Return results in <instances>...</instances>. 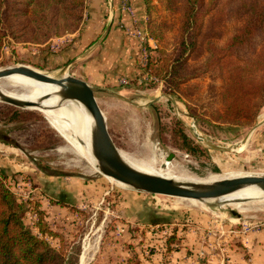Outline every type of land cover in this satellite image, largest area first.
<instances>
[{
  "label": "rangeland",
  "instance_id": "1",
  "mask_svg": "<svg viewBox=\"0 0 264 264\" xmlns=\"http://www.w3.org/2000/svg\"><path fill=\"white\" fill-rule=\"evenodd\" d=\"M144 1L146 18L143 21L139 20L131 0L120 1V10L130 15L133 24L117 22L116 28L124 40L115 39L120 36L117 33L108 43L115 42L112 48L104 46L99 52L100 43L95 45L107 28L95 40L90 38L85 46L81 45L83 31H86L83 28L94 19L88 16L91 0H86L83 22L72 33L53 36L40 45L7 39L0 69L25 65L52 76L79 77L106 90L97 93L96 98L117 147L131 162L151 169L154 174L195 182L264 175V107L255 123L248 127L210 122L209 111L220 110L216 101L218 84L205 77L199 80L203 84L198 95L202 121H196L185 101L171 92L163 78L161 60L171 48L159 44L149 31L151 19L167 17L163 3L161 0ZM106 4L110 7L114 0H106ZM99 24L103 28L104 20ZM234 27L235 24L230 23L227 31L232 33ZM119 40L122 48L117 45ZM125 44L127 50L123 49ZM66 48L70 49H67L68 59L59 61V65L51 64L52 57L62 54ZM101 52L106 55H100ZM100 62L107 68L101 70ZM157 98L159 101L152 103ZM177 121L185 129L178 126ZM191 127L211 144L222 148L237 146L255 127L257 129L244 147L223 151L201 141ZM182 129L197 148L189 151L185 147L178 132ZM69 133L71 138L80 136L74 130ZM84 135L90 136V133L84 132ZM85 138L80 136L78 142L86 151L89 137ZM170 156L172 159L168 160ZM0 174L4 176L5 186L24 206L26 227L40 236L41 228L51 230L56 236L48 233L42 237L67 252L69 264H78L85 249L97 254L100 260L97 259L96 264H180L185 257H176L175 253L182 246V236L178 238L175 233L184 231L187 223L198 224L206 230L201 232V239L212 251L207 255L203 250L194 252L196 256H189L192 260L187 264H234V257L241 264H255L256 257L264 259V250L256 253L251 250L254 241L251 237L264 231V197L243 200L241 208L225 199L191 206L182 199L166 196L144 193L136 198L135 191L101 174L96 161L79 152L37 109H22L0 102ZM62 195L72 201L85 199L90 206H81L85 207V212H78L79 221L76 218L73 222L68 214L53 216V203ZM101 201L104 205L93 215L96 207L91 206ZM109 202L110 209L119 214L118 218L107 213ZM147 210L149 215L172 221L169 230L162 224L143 227L149 221ZM129 219L133 226L125 227ZM122 228L127 232L125 237L119 233Z\"/></svg>",
  "mask_w": 264,
  "mask_h": 264
},
{
  "label": "trees",
  "instance_id": "2",
  "mask_svg": "<svg viewBox=\"0 0 264 264\" xmlns=\"http://www.w3.org/2000/svg\"><path fill=\"white\" fill-rule=\"evenodd\" d=\"M161 2L167 17L151 19L149 31L159 44L171 48L161 60L171 92L185 101L190 115L200 122L198 95L203 84L199 80L209 77L218 84L220 109L209 111V121L254 124L264 107V0ZM85 10L86 0H0V57L9 38L40 45L76 31ZM232 22L235 27L230 33ZM176 124L185 129L180 121ZM183 129L178 132L185 147L197 148ZM23 209L0 174V264H69V254L42 237L56 236L51 230L41 228L40 236L26 227ZM150 218L153 224L172 223L153 214Z\"/></svg>",
  "mask_w": 264,
  "mask_h": 264
},
{
  "label": "water",
  "instance_id": "3",
  "mask_svg": "<svg viewBox=\"0 0 264 264\" xmlns=\"http://www.w3.org/2000/svg\"><path fill=\"white\" fill-rule=\"evenodd\" d=\"M13 75L56 87V96L59 97V103L61 104L75 102L82 105L92 120L89 144L90 153L96 161L97 168L107 178L133 191L200 203L225 199L234 193L251 188H256L264 194V175H245L209 182H190L136 169L123 158L122 152L110 134L107 119L98 104L96 94L106 92V90L94 87L87 81L72 75L52 76L25 65L0 69V79ZM46 99H48V96L36 102H29L0 93V102L22 109L39 108ZM158 101L159 98L152 103ZM152 103H150V106ZM190 129L197 138L212 148L232 151L244 147L257 127L233 148L215 146L197 134L194 128L191 127ZM171 159L172 156L168 158V160Z\"/></svg>",
  "mask_w": 264,
  "mask_h": 264
},
{
  "label": "crops",
  "instance_id": "4",
  "mask_svg": "<svg viewBox=\"0 0 264 264\" xmlns=\"http://www.w3.org/2000/svg\"><path fill=\"white\" fill-rule=\"evenodd\" d=\"M120 1L121 0H114V5H111L109 7L108 6L109 4L108 3H107L108 5L106 4V0H91V3L88 5L89 6L88 7V16L89 17L92 16L94 19L87 22V24L83 28V30H86V31H83V32H85V34L83 35V38L81 39V41L83 40L81 43L82 46H85L88 43L90 38L95 40L97 38V36H99L101 34L102 30H104L105 28H107L106 32L95 43V45L100 43L99 52H100L101 48L104 46H107V47L111 46V48H112V45H115V42H113L112 44H108V43H109V41H111V39H114V36L117 35V33L120 36H117L115 39L120 37V39L124 40V37H122V33H120L121 31L118 28H116V24L118 21H121V22L125 23L127 26H129V25L133 24V19L130 17V15L127 12L120 10V8H119L120 4H121ZM131 3L133 4V6L135 8V11H136V14L138 15V18H140L139 20L143 21L146 18L144 16L145 8H146V1H144V0H131ZM102 6H103V8H100ZM97 7H99V8H97ZM94 20H95L94 24L91 23ZM102 20H104V23H105L103 28H102L101 24H99ZM119 41H118L119 44L117 42V45L122 48V46H121L122 41L121 40H119ZM75 45H76V47L78 46L77 44H75ZM129 45H131V43H129ZM132 47L134 49V46H132ZM70 48H71V46H70ZM67 49L68 48H66V51H64L62 54L53 56L52 58H54V59H52L51 62H53V63H51V64L59 65V61H62V60L66 61L68 59L67 54L69 53V52L67 53ZM123 49L127 50L126 44L123 46ZM68 51H70V49H68ZM101 54H102V56L106 55L105 52H101L100 55ZM133 55L130 56L131 62H133ZM118 59H119V57H118ZM99 66H100L101 70H104L107 68L104 65V63H101V62L99 64ZM87 82L89 83V81H87ZM89 84L91 85V83H89ZM134 193H136V195H135L136 198L137 197L140 198V197H142L141 195H144V193H140V192H136V191ZM57 197H59V198H56V200H55L57 202L53 203V205H54V208L52 210L53 216H60V215L63 216V215L68 214L67 216L72 218L73 222H75L76 218L79 221V214L80 213H78V212H85V210H83V209H85V207L82 208L81 206L87 205L85 199H75L74 201H72L70 199H67L64 195L57 196ZM73 204H75V205H73ZM102 205H104V204H102V201H101L99 203V205L96 204L95 206H91L93 208L96 207V210H93V212L95 211L93 213V215H96L97 211L98 212L100 211V209H101L100 206H102ZM107 205L109 206V208L104 206L109 211L107 213H110L111 217L118 218L119 214L117 215L114 210L110 209V202L107 203ZM146 206H147L146 209L149 210L150 209L149 203H147ZM87 207L89 208L90 206L87 205ZM148 210L146 211V213H147L149 221L147 223H145L143 225V227H147V226L151 227L152 225H160V224H153L151 222V220L149 219V217H150L149 213L150 212H148ZM104 211H105V209H104ZM124 219H126V218H124ZM201 221H202V219L200 220V222ZM125 222H126V223H124L125 227L126 226L127 227L133 226L132 221L130 219L126 220ZM57 223H59V222H57ZM62 223H64V222H62ZM168 224L169 223H164L162 225L167 227V230H169L168 227H170L171 224H169V225ZM193 224H191V223L190 224H188V223L184 224L186 226V229H184V231L179 230L175 233L176 237L178 236V238H179V236L180 237L182 236V238H181V245L182 246L180 247V249H178L176 251L177 253L174 252L175 254H177L176 257H180V258L185 257V259H183V261H181L180 264H187V262L192 260L189 256H196L197 252L200 250L205 251V255L212 253L211 250L207 249V244L203 243V241L201 239V234H202L201 232L206 231V230L205 229L203 230V228H201V226L198 224H194V225ZM193 227H194V229H193ZM187 228H188V230H187ZM189 228H190V230H192V229L193 230L190 231ZM171 230H173V229H171ZM198 230L199 231L202 230V231L199 232ZM56 231H58V230H56ZM187 231L189 233L185 235V233ZM119 233L122 234L124 237L127 235L126 230H124L123 228H122V230H119ZM203 234L205 235L206 233H203ZM251 239L254 240L253 241V249H251L252 251H254L256 253L259 250H264V231H259V232L255 233L251 237ZM182 242H183V244H182ZM194 252H196V254L193 255ZM255 253H254V257H256ZM258 258L259 257H256L257 262H255V264H264V259L258 260ZM97 259H99V258H97L96 253L94 254L93 252H89L87 249H85L79 256L78 264H96ZM233 259L236 260L235 262H233L234 264H236V263L241 264V261L238 260L236 257H234ZM258 261H260V263H258ZM175 263L177 264V262H175ZM111 264H115V263L111 262Z\"/></svg>",
  "mask_w": 264,
  "mask_h": 264
},
{
  "label": "bare ground",
  "instance_id": "5",
  "mask_svg": "<svg viewBox=\"0 0 264 264\" xmlns=\"http://www.w3.org/2000/svg\"><path fill=\"white\" fill-rule=\"evenodd\" d=\"M56 92H57L56 87L52 85L35 82L31 79L18 76V75H13L8 78L0 79V93H3L9 97L17 98V99L25 100L29 102H36L39 99L44 98L45 96H48V99H46L41 104V106H39V108H36V109L42 112L49 119V121L51 122V125L55 128V130H57L64 138L68 139L73 144V146L76 149H78L79 152H82L88 158L89 157L92 158L91 153H90V144L88 142L90 139V136L84 135V132L85 133L87 132L88 134L90 133L89 131H90L91 124H92L91 117L82 107V105H80L79 103H75V102L63 103V104L59 103V97L56 96L57 94ZM73 130L77 132L80 136H83L84 140H86L85 137H89L87 138L88 143L86 147L88 148H86V151L84 148L81 147L83 145H80L78 142V138H80V136L77 138L70 137L71 133H69V131H73ZM66 148H69V147H66ZM240 148H237V149L239 150ZM122 156L130 165H132L136 169L153 173L151 169L147 167H142L139 164L137 165L131 162L123 153H122ZM92 165L93 164L91 163V166ZM209 181L211 180L209 179ZM209 181H206V182H209ZM190 182H193V181H190ZM120 185L124 186L122 184ZM263 197H264V194L262 192H260L256 188H251V189H244L230 196H227L225 200L231 202L232 203L231 205L241 208L243 200L245 201L250 198H263ZM182 201L187 202L188 205H191V206H196V205L198 206L199 204V202H196V201H186V200H182Z\"/></svg>",
  "mask_w": 264,
  "mask_h": 264
},
{
  "label": "built area",
  "instance_id": "6",
  "mask_svg": "<svg viewBox=\"0 0 264 264\" xmlns=\"http://www.w3.org/2000/svg\"><path fill=\"white\" fill-rule=\"evenodd\" d=\"M129 9V8H128ZM130 10V9H129Z\"/></svg>",
  "mask_w": 264,
  "mask_h": 264
}]
</instances>
